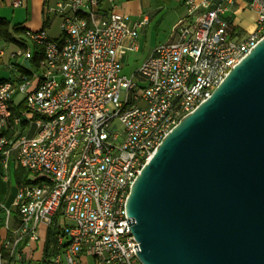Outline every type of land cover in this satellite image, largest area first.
I'll return each mask as SVG.
<instances>
[{"label": "built area", "instance_id": "obj_1", "mask_svg": "<svg viewBox=\"0 0 264 264\" xmlns=\"http://www.w3.org/2000/svg\"><path fill=\"white\" fill-rule=\"evenodd\" d=\"M120 1L57 0L48 11L60 16L61 35L26 30L28 47L10 55L8 68L31 77L0 80V158L16 150L17 163L40 182L18 187L15 228L3 208L0 264L22 261L21 247L38 242L41 225L57 216V251L45 264H144L126 207L135 179L168 133L264 38V0L247 3L256 15L248 33L234 22L236 0H185L187 15L171 38L128 77L124 56L139 51L147 19L128 20ZM34 45L43 51L36 68Z\"/></svg>", "mask_w": 264, "mask_h": 264}, {"label": "water", "instance_id": "obj_2", "mask_svg": "<svg viewBox=\"0 0 264 264\" xmlns=\"http://www.w3.org/2000/svg\"><path fill=\"white\" fill-rule=\"evenodd\" d=\"M126 207L144 264H264V38L168 133Z\"/></svg>", "mask_w": 264, "mask_h": 264}, {"label": "crops", "instance_id": "obj_3", "mask_svg": "<svg viewBox=\"0 0 264 264\" xmlns=\"http://www.w3.org/2000/svg\"><path fill=\"white\" fill-rule=\"evenodd\" d=\"M120 1V7L121 2L122 5L127 4L130 5L129 11L131 14L135 16V21L147 19V24L150 22V17L147 12H145V4L142 0H128V1ZM250 0H236V5L233 7V12L236 13L234 17V22L240 25L244 30L245 33L250 32L253 27L246 26L243 22L240 21V18H242V15L250 11L246 8L247 3ZM20 2L19 5H16V3ZM57 0H0V18H3L7 20L11 28L14 26H18L20 29L26 31V30H47L49 31L50 27L52 26V23L55 19L61 18L58 14L49 13L50 21L48 23V26L45 27V8L48 6L49 8H52L56 5ZM106 7L108 8L109 5L107 4ZM119 7V12H120ZM124 7V5L122 6ZM121 7V9H122ZM252 12V11H251ZM121 13V12H120ZM254 13V12H253ZM122 14V13H121ZM187 15V12L181 17L184 18ZM255 18V13L253 14ZM180 18V19H181ZM176 24V23H175ZM173 24V27L175 26ZM144 26V27H145ZM173 32V31H172ZM172 35V34H171ZM14 38L16 39L14 42H8L4 39L0 38V50H3L4 46L14 45L17 47H20L21 49H26L28 45L26 44V38L24 34L19 33H13ZM58 38V37H57ZM171 38V37H170ZM169 38V39H170ZM17 41V42H16ZM25 45L22 46L21 44ZM26 47V48H24ZM4 54L0 56V62L3 63L2 59L5 56V51L3 50ZM12 54V53H11ZM10 54V55H11ZM8 57V64L13 63L14 60L11 59V56ZM7 64V67H8ZM9 69V68H8ZM19 71H11L9 78H0V80H6L10 78H15L19 74ZM22 99L21 95L16 96V102L18 103ZM21 106L14 107V111L17 113ZM25 127V125H22V129ZM4 133L6 131H3ZM16 154L17 151L13 150L11 151L9 157L5 160L3 158H0V215L4 211L3 208L7 207L10 208L12 211L13 218L11 220V225L13 228L16 227V208H15V199L18 191V187L24 183V176L28 174L26 170H24L16 160ZM28 179L30 180V176H28ZM49 227L45 225H41L40 227V234L41 238L38 242H32L29 243L21 248H23V259L21 262L32 259L36 260L40 263L44 264V248L45 243L47 240V234H48ZM7 236L6 231L4 228L0 230V238Z\"/></svg>", "mask_w": 264, "mask_h": 264}, {"label": "rangeland", "instance_id": "obj_4", "mask_svg": "<svg viewBox=\"0 0 264 264\" xmlns=\"http://www.w3.org/2000/svg\"><path fill=\"white\" fill-rule=\"evenodd\" d=\"M128 1V0H124ZM123 1V2H124ZM145 4V12L150 17V22L147 26L143 27L139 32L138 42L140 49L137 52H128L124 56L123 74L131 77L137 73L138 68L142 62L150 55V53L160 44L169 40L172 34V26L187 12L185 0H142ZM124 7H120V12L128 18V20L135 21V16L130 13V5L124 2ZM120 4V3H119ZM254 13L247 11L242 15L240 21L246 26L253 27ZM237 24V23H236ZM47 34L52 38H57L61 35L60 19H55ZM5 51V56L2 58L3 63L0 62V78H9L11 70L8 69V57L12 52L22 50L20 47L10 45L1 47ZM17 60L21 61V58ZM140 80L142 78L137 75ZM142 84V83H141ZM118 124V123H116ZM59 223H63L62 218ZM14 264H43L36 260L27 259L23 262L16 261Z\"/></svg>", "mask_w": 264, "mask_h": 264}, {"label": "trees", "instance_id": "obj_5", "mask_svg": "<svg viewBox=\"0 0 264 264\" xmlns=\"http://www.w3.org/2000/svg\"><path fill=\"white\" fill-rule=\"evenodd\" d=\"M109 5L108 1H104L101 6V10L103 14H105L108 10L109 7L107 8L106 5ZM45 27L48 26V23L50 21L49 13L48 12V6L45 8ZM19 33V34H25V31L20 29L18 26H14L11 28L10 23L3 19L0 18V38L4 39L5 41L8 42H14L16 39L13 36V33ZM17 42V41H16ZM21 44V43H20ZM22 46H25L21 44ZM26 48V47H24ZM43 57V51L40 46L34 45L33 46V56L32 59L30 60V66L33 68H36L38 65V61ZM20 73L23 75H28V77H31V72L29 70L21 69ZM19 83L22 82V79H17ZM21 108H25V105L22 104ZM5 134L11 136L12 133L6 131ZM29 174H26L24 177V183H39L40 179H37L35 181H31L28 179ZM60 216L55 217V222L52 226L49 227L48 229V234H47V240L45 243V248H44V264H45V259L50 255L53 254L57 251V244H58V236L61 233V224L59 223ZM5 226V213L4 211L0 215V230L4 228Z\"/></svg>", "mask_w": 264, "mask_h": 264}]
</instances>
